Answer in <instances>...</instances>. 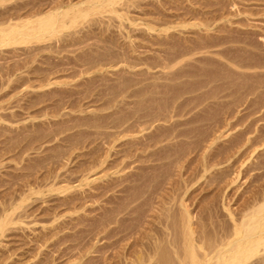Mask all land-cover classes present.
Listing matches in <instances>:
<instances>
[{
	"label": "rangeland",
	"instance_id": "374dc122",
	"mask_svg": "<svg viewBox=\"0 0 264 264\" xmlns=\"http://www.w3.org/2000/svg\"><path fill=\"white\" fill-rule=\"evenodd\" d=\"M86 1L0 0V28L77 5L0 46V264H134L183 200L229 241L264 202V0Z\"/></svg>",
	"mask_w": 264,
	"mask_h": 264
},
{
	"label": "bare ground",
	"instance_id": "6f19581e",
	"mask_svg": "<svg viewBox=\"0 0 264 264\" xmlns=\"http://www.w3.org/2000/svg\"><path fill=\"white\" fill-rule=\"evenodd\" d=\"M133 2L134 0H88L86 1V3H84V4H88L87 6L84 7L82 6L83 8L79 7V9L76 11L85 15H89L93 13L104 16L105 14L109 13V14H113V17L109 16L110 19H114L116 16L120 20L125 19L129 22H133L136 19L133 20V18L130 17L129 15L130 12L126 10L125 12H123L117 7V5L123 7H129ZM76 8L77 5L72 6V8L65 9L62 12L58 11L59 13L57 14L52 11L53 13L49 12L47 15L45 14L43 16L40 15L41 17L33 21L29 19L22 21L24 23L17 21L10 22L8 26H2L0 28V46L6 44L24 43L30 40L31 38L35 37V35H39V34L42 35L41 33L43 31L53 30L55 27H57L55 26L56 22H58L61 19L64 20L68 15L75 12ZM59 14H61V16H59ZM27 21H32V22L28 23ZM6 36H9V39H3ZM184 184L182 183V185ZM179 188H177L176 190H178ZM173 189L174 191H176L175 187ZM177 192L176 194L178 196ZM172 194H171L172 198H170L171 196H169L170 201L168 203L166 202V200H163L164 204L170 205L172 202H174L173 200L176 199L174 197L175 192H173ZM164 197H166V195ZM161 202L162 201H160V204ZM185 202L186 201L183 200L181 203H179L180 211H175V209L173 210L174 207L164 208L167 210V214L164 213L163 211V213H161L163 215L159 216V219H160V223L163 224L165 227L162 226V229L160 228L158 231H156L157 233L155 234L147 233V232H146L147 234L145 233L146 235L144 236H147L149 242L147 243V245L145 244L146 245L145 246L146 250L144 249L145 251L137 252L138 255L135 254L136 258L134 264H142V263L143 264H246V262H248L250 259L256 256L260 250L262 251L260 247L261 245H264V202L257 206L254 205L255 207L250 208L251 210L244 215L242 221L240 222L238 221L239 223H237L236 221L237 219L235 220L236 217L234 218L233 214L230 211L231 218L234 220L235 223H234V227L232 226L233 229L231 231L232 234L229 241H223L224 237L230 233L228 231L229 229L227 230L224 228V230L219 231L218 235L216 234V237H213L211 233L210 235L208 232H205V229L203 230L202 227L201 229L200 225L198 228L197 227L195 228L194 227L195 220H193L194 219L193 213L191 212L189 205L186 204L187 202L186 203ZM164 204H161L160 207ZM7 221L9 220L6 218L4 222ZM150 228L152 229L151 226Z\"/></svg>",
	"mask_w": 264,
	"mask_h": 264
}]
</instances>
